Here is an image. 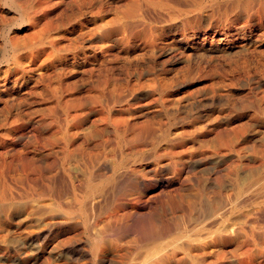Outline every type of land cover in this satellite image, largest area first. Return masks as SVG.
<instances>
[{"label":"rangeland","instance_id":"374dc122","mask_svg":"<svg viewBox=\"0 0 264 264\" xmlns=\"http://www.w3.org/2000/svg\"><path fill=\"white\" fill-rule=\"evenodd\" d=\"M165 249L264 264V0H0V264Z\"/></svg>","mask_w":264,"mask_h":264},{"label":"bare ground","instance_id":"6f19581e","mask_svg":"<svg viewBox=\"0 0 264 264\" xmlns=\"http://www.w3.org/2000/svg\"><path fill=\"white\" fill-rule=\"evenodd\" d=\"M124 173H125V172H124ZM92 202H93V201H92ZM228 203H229V202H228ZM94 204H95V203H94ZM90 205H91V204H90ZM97 205H98V204H97ZM97 205H96V206H97ZM86 206H87V205H86ZM94 206H95V205H94ZM96 206H95L94 209H96V208L98 207V206H97V207H96ZM227 207H228V209H227ZM227 207H225L223 210H224V211H225L226 209H227V211H228V210H232V209L234 208V205H233V204H229V206L227 205ZM74 209H75V208H74ZM88 209H89V208H88ZM88 209H87V210H88ZM92 209H93V208H92ZM97 209H98V208H97ZM97 209H96V210H97ZM219 209H220V208H219ZM93 211H94V210H93ZM133 211H134V210H133ZM133 211H132V212H133ZM212 211H214V210H212ZM90 213H91V212H90ZM93 213H94V212H93ZM225 213H226V211H225ZM225 213H222V214H225ZM74 214H75V213H74ZM118 214H119V213H118ZM222 214H221V213H218V215H216V218H218V220H219V217H220ZM226 214H227V213H226ZM228 214H229V212H228ZM135 215H136V213H135ZM210 215H211V214H210ZM210 215H209V217H210ZM207 216H208V215H207ZM94 217H95V216H94ZM96 217H97V216H96ZM132 217H133V216H132ZM209 217H208V218H209ZM213 217H214V216H213ZM193 218H195V217H193ZM90 219H91V218H90ZM201 219H202V218H201ZM214 219H215V218H214ZM205 220H206V219H205ZM218 220H215V222H217ZM220 220H221V218H220ZM80 221H81V220H80ZM90 221H91V220H90ZM211 221H212V220H211ZM211 221H210V222H211ZM104 222H105V221H104ZM134 222H135V221H134ZM198 222H199V221H198ZM215 222H214L213 224H215ZM102 223H103V222H102ZM102 223H101V225H102ZM196 223H197V222H196ZM204 224H205V223H204ZM216 224H217V223H216ZM99 225H100V224H99ZM94 226H95V225H94ZM228 226H229V225H228ZM228 226H227V227H228ZM74 227H75V226H74ZM134 227H135V226H134ZM195 227H196V226H195ZM202 228H203V231H205V230H204V227H202ZM96 229H97V228H96ZM99 229H101V228H99ZM99 229H98V230H99ZM180 229H182V228H180ZM227 229H228V228H227ZM81 230H82V229H81ZM183 230H184V229H183ZM200 230H201V228H200ZM176 231H177V230H176ZM85 232H86V231H85ZM87 232H88V230H87ZM95 232H96V231H94V235L98 233V232H96V233H95ZM171 232H172V231H171ZM182 232H184V231H182ZM188 232H189V231H188ZM199 232H200V231H199ZM199 232H198V233H199ZM201 232H202V231H201ZM91 233H92V232H91ZM132 233H133V232H132ZM193 233H195V232H193ZM193 233H192V234H193ZM92 234H93V233H92ZM188 234H189V233H188ZM86 235H87V234H86ZM88 235H89V234H88ZM97 236H99V235H96V237H97ZM162 236H163V233H162V234H159L157 238H161ZM166 236H167V235H166ZM183 236H184V234H183ZM143 237H144V236H143ZM154 237H155V236H154ZM164 237H165V236H164ZM167 237H168V236H167ZM179 237L181 238V236H179ZM105 238H106V237H105ZM186 238H187V237H186ZM97 239H98V238H97ZM33 240H34V238H33ZM103 240H104V239H103ZM103 240H102V241H103ZM108 240H109V239H108ZM150 240H152V239L150 238ZM154 240H155V238H154ZM154 240H153L152 242H154ZM157 240H158V239H157ZM157 240H156V241H157ZM160 240H161V239H160ZM162 240H163V239H162ZM181 240H182V239H181ZM97 241H99V239H98ZM104 241H106V240H104ZM104 241H103V242H104ZM112 241H113V240H112ZM145 241H146V240H145ZM145 241H144V242H145ZM92 242H93V241H92ZM118 242H119V241H118ZM144 242H143V243H144ZM31 243H32V242H31ZM116 243H117V242H116ZM145 243H146V242H145ZM149 243H150V242H149ZM154 243H155V242H154ZM154 243H153V244H154ZM117 244H118V243H117ZM191 244H192V243H191ZM121 245H122V244H121ZM146 245H148V243H147ZM170 245H171V244H170ZM180 245H181V244H180ZM180 245H179V246H180ZM114 246H115V245H114ZM141 246H142V245H141ZM149 246H151V245L149 244ZM189 246H190V243H189ZM189 246H188V247H189ZM142 247H143V246H142ZM176 247H177V246H176ZM180 247H181V246H180ZM182 247H183V246H182ZM184 247L188 248L187 245H185ZM90 248H91V247H90ZM151 248H152V247H151ZM167 248H169V247H167ZM189 248H190V247H189ZM98 249H99V248H98ZM103 249H104V248H103ZM103 249H102V250H103ZM107 249H108V248H107ZM113 249H114V248H113ZM182 249H183V248H182ZM110 250H111V249H110ZM114 250H115V249H114ZM114 250H113V251H114ZM122 250H123V249H122ZM130 250L132 251V249H130ZM130 250H129V251H130ZM145 250H146V249H145ZM153 250H154V249H153ZM176 250H177V248H176ZM113 251H112V252H113ZM118 251H119V250H118ZM127 251H128V249H127ZM129 251H128V252H129ZM136 251H138V250H136ZM90 252H91V251H90ZM116 252H117V251H116ZM120 252H121V251H120ZM123 252H124V250L122 251V253H123ZM114 253H115V252H114ZM142 253H143V252H142ZM150 253H151V252H150ZM89 254H90V253H89ZM96 254H97V252H96ZM96 254H95V256H97ZM103 254H104V253H103ZM134 254H136V252H135ZM137 254H139V253H137ZM140 254H141V253H140ZM143 254H145V253H143ZM112 255L115 256V254H112ZM141 255H142V254H141ZM141 255H140V256H141ZM153 255H154V254H153ZM156 255H157V254H156ZM156 255H155V256H156ZM170 255H172V253H170V251H168L167 249L164 250V253H163V254H161V253L159 254V253H158L159 264H160L161 262H163V260L170 259ZM140 256H139V257H140ZM145 256H146V255H145ZM141 257H142V256H141ZM141 257H140V258H141ZM149 257H150V256H149ZM149 257L146 256V257L142 258L141 261H140V264H154L155 261H154V262L152 261V260H154V259H150ZM17 258H18V257H17ZM17 258H16L15 262L17 261ZM90 258H91V257H90ZM133 258H134V260H132V261H135V257H133ZM136 258H137V257H136ZM156 258H157V257H155V259H156ZM92 259H93V258H92ZM116 259H118V257H117ZM119 259H120V258H119ZM4 260H5V259H4ZM103 260L105 261V259H103ZM138 260H139V259H138ZM18 261H19V260H18ZM96 261H97V260H96ZM167 261H168V260H167ZM94 262H95V261H94ZM132 263H133V262H132Z\"/></svg>","mask_w":264,"mask_h":264}]
</instances>
